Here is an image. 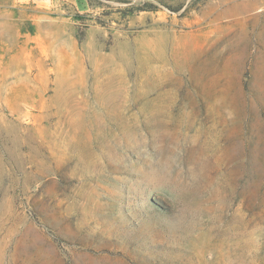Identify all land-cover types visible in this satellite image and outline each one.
I'll list each match as a JSON object with an SVG mask.
<instances>
[{
    "label": "rangeland",
    "instance_id": "1",
    "mask_svg": "<svg viewBox=\"0 0 264 264\" xmlns=\"http://www.w3.org/2000/svg\"><path fill=\"white\" fill-rule=\"evenodd\" d=\"M165 3L0 0V264H264V0Z\"/></svg>",
    "mask_w": 264,
    "mask_h": 264
},
{
    "label": "trees",
    "instance_id": "2",
    "mask_svg": "<svg viewBox=\"0 0 264 264\" xmlns=\"http://www.w3.org/2000/svg\"><path fill=\"white\" fill-rule=\"evenodd\" d=\"M158 5H160V6H168L165 2L166 1H169V0H154ZM149 7H147L146 5H143V6H141V7H138L136 10H138V11H142V10H146V9H148ZM154 8H156V7H154Z\"/></svg>",
    "mask_w": 264,
    "mask_h": 264
}]
</instances>
